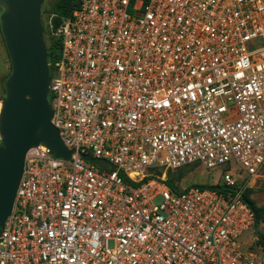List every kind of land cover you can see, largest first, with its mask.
Segmentation results:
<instances>
[{"label": "built area", "instance_id": "built-area-1", "mask_svg": "<svg viewBox=\"0 0 264 264\" xmlns=\"http://www.w3.org/2000/svg\"><path fill=\"white\" fill-rule=\"evenodd\" d=\"M47 31L71 154L27 150L0 264H264L242 198L264 172V0H81ZM189 166L225 169L166 182Z\"/></svg>", "mask_w": 264, "mask_h": 264}, {"label": "water", "instance_id": "water-1", "mask_svg": "<svg viewBox=\"0 0 264 264\" xmlns=\"http://www.w3.org/2000/svg\"><path fill=\"white\" fill-rule=\"evenodd\" d=\"M43 0H0V29L10 59L0 106V233L14 202L27 150L45 145L56 156L71 150L51 123L50 74L40 12ZM99 166L104 160L84 155Z\"/></svg>", "mask_w": 264, "mask_h": 264}, {"label": "rangeland", "instance_id": "rangeland-1", "mask_svg": "<svg viewBox=\"0 0 264 264\" xmlns=\"http://www.w3.org/2000/svg\"><path fill=\"white\" fill-rule=\"evenodd\" d=\"M56 0H43L41 9L44 11V15H47L48 11L53 7V4ZM2 12V7H0V15ZM41 17V12H40ZM49 20V18H48ZM11 71L10 69V59L6 49V45L0 29V93L3 97L4 92L3 88L6 81V76ZM48 99H50L48 95ZM225 169V166L215 167L213 169H204L202 167L197 168L194 166L186 167L183 171V176L179 180L181 187L187 186L193 183H204L209 184L214 181H221L222 173ZM254 192L251 197L256 201L258 205H264V172L258 181L253 184ZM259 230H264V223L260 222L258 225ZM256 238V234L253 233ZM249 236H252L251 234ZM249 251L255 254L258 258L264 257L263 249L258 246L255 242L250 246Z\"/></svg>", "mask_w": 264, "mask_h": 264}, {"label": "trees", "instance_id": "trees-1", "mask_svg": "<svg viewBox=\"0 0 264 264\" xmlns=\"http://www.w3.org/2000/svg\"><path fill=\"white\" fill-rule=\"evenodd\" d=\"M81 0H56L53 4V7L48 11L47 15H44V11L41 9V24L43 26V37L46 43L47 48V61L53 60L59 55L58 45L54 41L52 42L48 37V18L51 20L52 25L56 28L61 22L62 17L68 16L71 14L72 10L75 7H78ZM11 69V65H10ZM11 72V71H10ZM10 72L6 76H9ZM3 92L5 93V85L3 88ZM51 101V99H49ZM185 168L176 169L173 171L167 172L166 182L173 186L175 181H179L183 176V171ZM213 188H220L218 186ZM254 192V188H247L242 198L243 200L250 206L254 213V233L256 234V243L260 246L264 251V230H259L258 225L260 222L264 223V205H258L256 201L251 197Z\"/></svg>", "mask_w": 264, "mask_h": 264}, {"label": "bare ground", "instance_id": "bare-ground-1", "mask_svg": "<svg viewBox=\"0 0 264 264\" xmlns=\"http://www.w3.org/2000/svg\"><path fill=\"white\" fill-rule=\"evenodd\" d=\"M0 106H1V103H0Z\"/></svg>", "mask_w": 264, "mask_h": 264}]
</instances>
